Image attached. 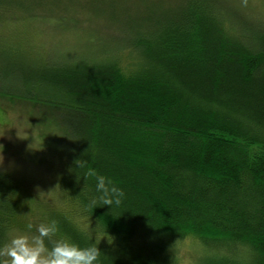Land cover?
Masks as SVG:
<instances>
[{
	"label": "trees",
	"instance_id": "1",
	"mask_svg": "<svg viewBox=\"0 0 264 264\" xmlns=\"http://www.w3.org/2000/svg\"><path fill=\"white\" fill-rule=\"evenodd\" d=\"M44 1L0 0V96L59 115L67 173L51 197L0 173V246L47 217L51 241L96 246L98 264H177L187 240L206 264H264V14L176 0L117 32L72 0ZM31 22L81 40L38 58L16 32ZM4 59L30 64L22 91L2 88ZM91 169L124 190L120 204H102Z\"/></svg>",
	"mask_w": 264,
	"mask_h": 264
},
{
	"label": "rangeland",
	"instance_id": "2",
	"mask_svg": "<svg viewBox=\"0 0 264 264\" xmlns=\"http://www.w3.org/2000/svg\"><path fill=\"white\" fill-rule=\"evenodd\" d=\"M15 1L25 3L27 0ZM174 1L176 0H72L80 9L88 13L87 16H95L98 19L96 22H104L117 32L119 29H125L127 24L137 23L135 15H140L152 7H172ZM189 1L196 3L199 0H179V3L185 5ZM247 2H249L248 13L251 12L255 16L264 14V0H247ZM79 15L83 16V13ZM101 26L104 28V25ZM16 32L20 36V44L23 40L26 50L34 53L38 58H42L40 57L43 56L42 51L48 48L60 51L76 48L81 40L78 33L55 31L41 22L21 24ZM101 36L110 35L101 34ZM4 49L6 52H14L10 48ZM1 51L3 50L0 46ZM9 57L13 56L9 55ZM68 57L74 56L68 54ZM53 58L55 61H60L64 56L54 55ZM4 60L5 65L1 71H4L5 84L2 88L22 91L23 76L20 75L19 67L22 65L29 67L30 64L24 63L22 59H7L9 64L6 59ZM40 97L44 98L42 95ZM10 100L12 99L7 96H0V173L15 176L33 192L40 190V197H51L53 193H57V184L61 182L62 174L67 173V160L63 157L61 148L57 146L60 142L56 121L59 115L52 114L50 108L39 104ZM50 207L61 211L59 206ZM44 212L47 214L46 209ZM46 219L47 217L41 222H45ZM196 246L197 244L192 240L182 242L178 247L177 264H206L207 257Z\"/></svg>",
	"mask_w": 264,
	"mask_h": 264
},
{
	"label": "clouds",
	"instance_id": "3",
	"mask_svg": "<svg viewBox=\"0 0 264 264\" xmlns=\"http://www.w3.org/2000/svg\"><path fill=\"white\" fill-rule=\"evenodd\" d=\"M89 174L95 176L98 199L103 205L120 204L124 190L104 175L97 174L94 169ZM96 199L92 204L95 205ZM33 225L29 223L27 230L11 229L9 239L0 246V264H98L100 252L96 246L82 247L70 239L60 238L51 241L58 231L55 220L41 222L36 226V234L30 235ZM49 238L52 246L45 244Z\"/></svg>",
	"mask_w": 264,
	"mask_h": 264
}]
</instances>
